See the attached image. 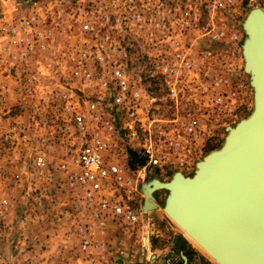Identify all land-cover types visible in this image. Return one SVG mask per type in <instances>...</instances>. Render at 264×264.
Returning a JSON list of instances; mask_svg holds the SVG:
<instances>
[{
	"label": "rangeland",
	"instance_id": "1",
	"mask_svg": "<svg viewBox=\"0 0 264 264\" xmlns=\"http://www.w3.org/2000/svg\"><path fill=\"white\" fill-rule=\"evenodd\" d=\"M256 10L264 13V0H0V241L33 247L50 238L54 264L61 239L70 264L84 263L73 231L85 202L68 173L78 169L80 145L96 137L104 159L130 180L139 223L126 230L140 240L137 256L149 257L137 264H155L151 253L162 258L181 233L164 210L162 184L176 172L193 175L253 110L243 52ZM149 144L160 164L150 162ZM112 225L121 224L108 222L98 240ZM34 245L38 263L26 249L16 256L3 248L0 264H41ZM192 246L197 264H217Z\"/></svg>",
	"mask_w": 264,
	"mask_h": 264
},
{
	"label": "water",
	"instance_id": "2",
	"mask_svg": "<svg viewBox=\"0 0 264 264\" xmlns=\"http://www.w3.org/2000/svg\"><path fill=\"white\" fill-rule=\"evenodd\" d=\"M246 28L251 114L229 127L224 144L197 162L193 175L176 172L162 184L169 190L165 212L220 264H264V13L253 11Z\"/></svg>",
	"mask_w": 264,
	"mask_h": 264
},
{
	"label": "built area",
	"instance_id": "3",
	"mask_svg": "<svg viewBox=\"0 0 264 264\" xmlns=\"http://www.w3.org/2000/svg\"><path fill=\"white\" fill-rule=\"evenodd\" d=\"M118 86L122 91L127 88V81L119 71ZM124 92L117 94L114 100L118 104L124 102ZM92 107L94 104L92 103ZM135 111H131L134 115ZM83 115L77 114L76 120L83 123ZM192 130V127H188ZM102 143L96 137L85 139L79 147L77 166L78 169L69 171L68 185L80 189L85 202V208L79 210V223L73 231L79 241L83 264H96L93 248L98 246V238L95 233H104L108 222H118L124 227L134 228L139 223V215L133 209L130 197L126 190L130 180L126 179L121 167L114 161H106L100 152ZM145 148L149 160L153 164H160L161 157L149 144ZM36 163L43 166L44 158L38 156ZM66 168V164H63ZM119 253H123L120 250Z\"/></svg>",
	"mask_w": 264,
	"mask_h": 264
},
{
	"label": "crops",
	"instance_id": "4",
	"mask_svg": "<svg viewBox=\"0 0 264 264\" xmlns=\"http://www.w3.org/2000/svg\"><path fill=\"white\" fill-rule=\"evenodd\" d=\"M126 229L127 228H125L123 225H112L111 229L109 230L110 237L104 240H100L99 238L98 246L93 248L94 257L97 258L96 264H137L138 262H143V261L147 262L149 257L145 255V252L144 254L142 253L140 254V256H137V254L139 253V249L141 247V243L140 240H138L139 239L138 236H134L130 230H126ZM173 236L174 238H170L168 240V244L165 246V248H163V250H161L164 251V255L162 258L161 257L159 258L158 253L155 254L151 253L154 256V259L158 257L157 259H155L156 260L155 264H171V262L176 264L178 262V259H176L177 255L181 258L182 264L184 261L182 255H185L187 257V261H188L187 263L189 264H197V262L202 261L201 260L202 255L197 251H195L194 247L192 246V244L189 243V241H187L183 233L174 231ZM15 240L16 239H13L12 241L5 240L6 241L5 243H3V241H0V250H3V248L7 250L10 249L12 253L16 256L19 254L22 255L24 252H26V254L30 256L29 260L31 262L36 261L38 263V258L35 257L36 255L34 254L33 249L36 246L34 244H41V264H52V260L48 253V249L45 248V246L49 244L50 238L41 240V243H33V247L29 243L28 244L25 243L24 245L23 242L21 243V241L19 240L15 241ZM170 243L172 244L176 243V245L179 248L172 247V244L170 245ZM56 244H57L56 246L57 250H55L56 257L54 259V264H66V262L67 264H70L67 257H65L63 253L64 241L59 239L57 240ZM138 245H140L139 249L137 248ZM144 247L147 248V250H149L148 244H145ZM29 248L32 249L29 250ZM118 248L122 249L123 253L121 254L118 253ZM22 250H24L23 253H21ZM70 255L71 256H69V259H72L73 258L72 253H70ZM79 256L81 257L82 255ZM28 263L30 262L28 261ZM37 263H33V264H37ZM201 264H207V263L203 262Z\"/></svg>",
	"mask_w": 264,
	"mask_h": 264
},
{
	"label": "bare ground",
	"instance_id": "5",
	"mask_svg": "<svg viewBox=\"0 0 264 264\" xmlns=\"http://www.w3.org/2000/svg\"><path fill=\"white\" fill-rule=\"evenodd\" d=\"M260 115V108H256V110L254 111L253 115H252V120L254 121L258 116ZM221 151V150H219ZM218 151V152H219ZM225 153L224 150L221 153H218V155ZM175 224L177 225V227L179 228V230L181 231V233H183V235L186 237V239L192 243L194 246H196L203 254H205L207 257H209L210 259H212L213 261H215L217 264H220L200 243H198V241H196V239H194L189 233H187V231H185V229H183L179 224H177L175 222Z\"/></svg>",
	"mask_w": 264,
	"mask_h": 264
}]
</instances>
